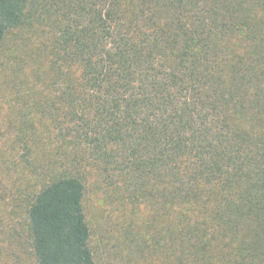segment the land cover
<instances>
[{
	"label": "trees",
	"instance_id": "1",
	"mask_svg": "<svg viewBox=\"0 0 264 264\" xmlns=\"http://www.w3.org/2000/svg\"><path fill=\"white\" fill-rule=\"evenodd\" d=\"M4 45L0 264H264V0H0Z\"/></svg>",
	"mask_w": 264,
	"mask_h": 264
},
{
	"label": "rangeland",
	"instance_id": "2",
	"mask_svg": "<svg viewBox=\"0 0 264 264\" xmlns=\"http://www.w3.org/2000/svg\"><path fill=\"white\" fill-rule=\"evenodd\" d=\"M6 47L7 46H5V45L0 47V51L5 52ZM5 64L7 65V62ZM6 73H7V69H5L4 72H1L2 77L6 78L5 80L3 79V87L2 88L4 89V92L7 91V75H6ZM6 98H7V96H4L3 94L0 95V117H2L4 110L6 109ZM88 198L89 199L86 202V206H87V216H88L89 220L93 223L95 228L100 229V227H102V228L107 227V225L105 223L106 221L103 220V218L100 217L99 213H98V210H99L98 207L99 206L102 207V205H100L102 203V200L101 199L99 200L98 197L92 195L91 193H90ZM112 235H113V233H112ZM113 241L117 242L116 237ZM114 245H117V244H114ZM97 248H98L97 249V252H98L97 258H98L100 264H113L114 263L113 257L111 256V254H109L107 252L102 241H100V244H98Z\"/></svg>",
	"mask_w": 264,
	"mask_h": 264
}]
</instances>
